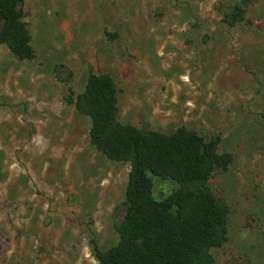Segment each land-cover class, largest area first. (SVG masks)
<instances>
[{
    "label": "rangeland",
    "instance_id": "374dc122",
    "mask_svg": "<svg viewBox=\"0 0 264 264\" xmlns=\"http://www.w3.org/2000/svg\"><path fill=\"white\" fill-rule=\"evenodd\" d=\"M24 21L34 58L0 47V264H100L93 243L120 242L132 163L91 142V73L121 124L220 138L212 264H264V0H24Z\"/></svg>",
    "mask_w": 264,
    "mask_h": 264
},
{
    "label": "trees",
    "instance_id": "16d2710c",
    "mask_svg": "<svg viewBox=\"0 0 264 264\" xmlns=\"http://www.w3.org/2000/svg\"><path fill=\"white\" fill-rule=\"evenodd\" d=\"M20 61L35 56L24 21V0H0V47ZM76 108L91 119L90 139L112 161L132 163L120 242L93 243L100 264H212L209 250L227 240V209L207 183L233 162L220 138L185 128L172 135L145 133L117 121L118 91L107 75L91 73Z\"/></svg>",
    "mask_w": 264,
    "mask_h": 264
}]
</instances>
